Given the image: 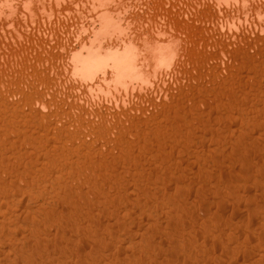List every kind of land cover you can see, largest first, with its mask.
Returning <instances> with one entry per match:
<instances>
[{
    "label": "bare ground",
    "instance_id": "6f19581e",
    "mask_svg": "<svg viewBox=\"0 0 264 264\" xmlns=\"http://www.w3.org/2000/svg\"><path fill=\"white\" fill-rule=\"evenodd\" d=\"M0 264H264V0H0Z\"/></svg>",
    "mask_w": 264,
    "mask_h": 264
}]
</instances>
